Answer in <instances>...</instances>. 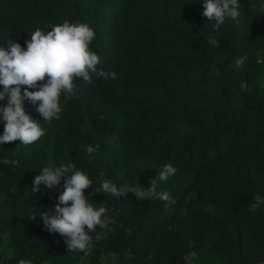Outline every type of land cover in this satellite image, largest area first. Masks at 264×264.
<instances>
[{"label": "trees", "instance_id": "16d2710c", "mask_svg": "<svg viewBox=\"0 0 264 264\" xmlns=\"http://www.w3.org/2000/svg\"><path fill=\"white\" fill-rule=\"evenodd\" d=\"M238 3L239 17L217 30L202 16L203 0H0V47L26 49L37 28L85 23L98 70L117 74L77 78L50 123L24 101L44 135L0 145V264H264V204L250 207L264 196V0ZM69 163L92 181L89 203L115 221L90 233L87 254L69 252L40 216L54 209L66 177L32 191L44 167ZM165 164L176 171L156 191L175 204L89 195L105 179L148 187Z\"/></svg>", "mask_w": 264, "mask_h": 264}, {"label": "clouds", "instance_id": "9594fccd", "mask_svg": "<svg viewBox=\"0 0 264 264\" xmlns=\"http://www.w3.org/2000/svg\"><path fill=\"white\" fill-rule=\"evenodd\" d=\"M238 0H203L202 16L209 21H215L213 27L225 23L226 18L236 20L240 12ZM50 31L37 28L26 41V49L19 43L8 42V46L0 47V101L7 98L8 103L0 107L4 121V132L0 135V145L19 140L22 145L37 142L43 135L44 129L39 121L33 120L26 113L24 101L38 105L36 111L44 122H51L53 118L59 119L61 113V93L75 94L74 81L83 78L84 82L92 83L93 75L97 78L116 79L115 72H106L97 68L100 57L91 50L90 45L95 38V31L85 23H70L64 21L50 27ZM214 46L217 41L210 37ZM237 68L243 66V58L235 61ZM42 82V83H41ZM241 89H246V83H241ZM35 88L36 91L29 89ZM88 155L95 151L94 147L87 146ZM5 164H15L16 161L6 157ZM176 169L171 164H165L156 177L149 181L148 187L139 183L131 186L117 187L110 180H103L95 193H106L117 198L133 193L137 200L158 198L168 204H175V200L168 192L157 193V180L166 181ZM70 173V174H69ZM103 176V172L100 173ZM62 177H66L63 191L57 198L54 209L41 212L44 229L55 234L59 233L65 238L69 252H84L87 254L92 246L93 237L90 233L96 232L97 226L108 229L115 221L106 215V207L101 204L94 207L89 203V196L85 189L91 187L92 181L82 171L76 170L69 163L67 166L44 167L33 181V192H40V186L53 189L61 184ZM264 204V196L256 194L254 203L250 205L255 211ZM55 212V215L52 212ZM36 220L35 213L31 217ZM103 238L97 233L96 241ZM195 255V253H193ZM152 259L151 256L148 257ZM18 264H32L31 261L19 260Z\"/></svg>", "mask_w": 264, "mask_h": 264}]
</instances>
